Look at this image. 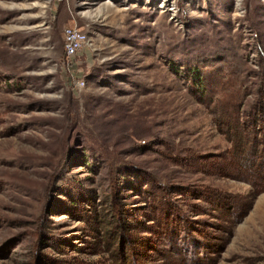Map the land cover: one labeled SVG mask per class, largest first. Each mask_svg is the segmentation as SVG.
<instances>
[{
  "label": "rangeland",
  "instance_id": "374dc122",
  "mask_svg": "<svg viewBox=\"0 0 264 264\" xmlns=\"http://www.w3.org/2000/svg\"><path fill=\"white\" fill-rule=\"evenodd\" d=\"M262 147L264 0H0V264H264Z\"/></svg>",
  "mask_w": 264,
  "mask_h": 264
},
{
  "label": "built area",
  "instance_id": "2783aa9c",
  "mask_svg": "<svg viewBox=\"0 0 264 264\" xmlns=\"http://www.w3.org/2000/svg\"><path fill=\"white\" fill-rule=\"evenodd\" d=\"M63 50L67 59H72L77 55L82 45L86 42V34L83 30L75 26H68L63 32Z\"/></svg>",
  "mask_w": 264,
  "mask_h": 264
},
{
  "label": "trees",
  "instance_id": "16d2710c",
  "mask_svg": "<svg viewBox=\"0 0 264 264\" xmlns=\"http://www.w3.org/2000/svg\"><path fill=\"white\" fill-rule=\"evenodd\" d=\"M194 79H197L198 80V82L196 83L197 85H200V78H198V77H195ZM200 88H201V86H199ZM225 125H227V124H225ZM239 145H241V144H239ZM241 149V150H240ZM254 149H252V150H250V152H252L251 154H255V152L256 151H253ZM244 151H246L245 153H243ZM247 152H249L247 149H246V147L244 146V147H240L239 149H238V151H237V156H238V161L240 162V161H242L243 160V158H245L247 155H248V153ZM259 153H260V155H259V157L258 158H260V161L259 162H262L263 164H264V147H262V149L259 151ZM242 163V162H241ZM243 164V163H242Z\"/></svg>",
  "mask_w": 264,
  "mask_h": 264
}]
</instances>
